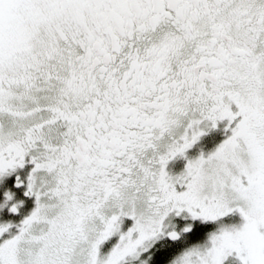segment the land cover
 <instances>
[{"label": "snow or ice", "instance_id": "1", "mask_svg": "<svg viewBox=\"0 0 264 264\" xmlns=\"http://www.w3.org/2000/svg\"><path fill=\"white\" fill-rule=\"evenodd\" d=\"M0 264H264V0H0Z\"/></svg>", "mask_w": 264, "mask_h": 264}]
</instances>
